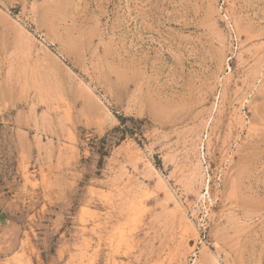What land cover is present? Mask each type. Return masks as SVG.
I'll list each match as a JSON object with an SVG mask.
<instances>
[{
    "label": "rangeland",
    "instance_id": "obj_1",
    "mask_svg": "<svg viewBox=\"0 0 264 264\" xmlns=\"http://www.w3.org/2000/svg\"><path fill=\"white\" fill-rule=\"evenodd\" d=\"M0 264H264V0H0Z\"/></svg>",
    "mask_w": 264,
    "mask_h": 264
},
{
    "label": "trees",
    "instance_id": "obj_2",
    "mask_svg": "<svg viewBox=\"0 0 264 264\" xmlns=\"http://www.w3.org/2000/svg\"><path fill=\"white\" fill-rule=\"evenodd\" d=\"M107 141H108L107 139H102L101 142L103 145H105L107 143ZM98 155H99L100 159H103V157L105 156V154L103 152H100Z\"/></svg>",
    "mask_w": 264,
    "mask_h": 264
}]
</instances>
